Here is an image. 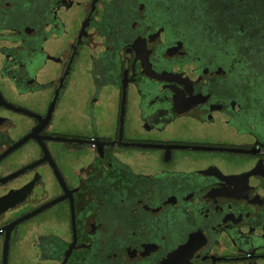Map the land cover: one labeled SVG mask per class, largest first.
Listing matches in <instances>:
<instances>
[{
  "label": "flooded vegetation",
  "instance_id": "obj_1",
  "mask_svg": "<svg viewBox=\"0 0 264 264\" xmlns=\"http://www.w3.org/2000/svg\"><path fill=\"white\" fill-rule=\"evenodd\" d=\"M0 264H264V0H0Z\"/></svg>",
  "mask_w": 264,
  "mask_h": 264
}]
</instances>
